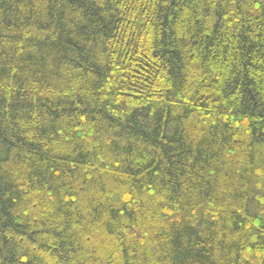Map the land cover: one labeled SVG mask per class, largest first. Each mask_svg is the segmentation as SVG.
<instances>
[{"label":"trees","instance_id":"1","mask_svg":"<svg viewBox=\"0 0 264 264\" xmlns=\"http://www.w3.org/2000/svg\"><path fill=\"white\" fill-rule=\"evenodd\" d=\"M0 264H264V0H0Z\"/></svg>","mask_w":264,"mask_h":264}]
</instances>
